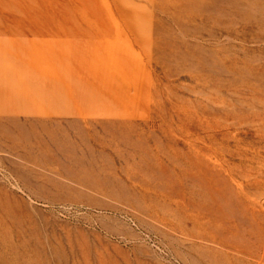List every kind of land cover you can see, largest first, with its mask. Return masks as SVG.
<instances>
[{
  "label": "rangeland",
  "instance_id": "1",
  "mask_svg": "<svg viewBox=\"0 0 264 264\" xmlns=\"http://www.w3.org/2000/svg\"><path fill=\"white\" fill-rule=\"evenodd\" d=\"M0 264H264V0H0Z\"/></svg>",
  "mask_w": 264,
  "mask_h": 264
},
{
  "label": "bare ground",
  "instance_id": "2",
  "mask_svg": "<svg viewBox=\"0 0 264 264\" xmlns=\"http://www.w3.org/2000/svg\"><path fill=\"white\" fill-rule=\"evenodd\" d=\"M18 202V201H17ZM15 206V213H13V212H9V210H8V214H10V215H15V216H18V217H21V216H23L24 214H25V212L23 211V208L21 209L20 208V206L19 205H14ZM5 213V212H4ZM5 215V214H4ZM14 218V217H13ZM13 224V223H12ZM13 226V225H12ZM6 239V238H5ZM4 239V240H5ZM8 239H10V237L9 236H7V239L5 240V241H8ZM3 240H1V242H2ZM21 241V240H20ZM24 241V240H23ZM4 243V242H3ZM2 243V244H3ZM10 243V242H9ZM1 244V245H2ZM28 245V244H27ZM20 246V245H19ZM21 247V246H20ZM3 248V247H2ZM8 248H11V246L10 247H8ZM22 249V248H21ZM27 249V248H26ZM2 250V249H1ZM6 250V249H5ZM4 252V251H3ZM11 252V251H10ZM22 252V251H21ZM24 252V251H23ZM5 253V252H4ZM9 254V253H8ZM7 254V255H8ZM16 255V254H15Z\"/></svg>",
  "mask_w": 264,
  "mask_h": 264
}]
</instances>
